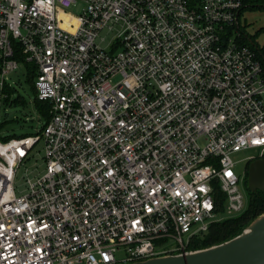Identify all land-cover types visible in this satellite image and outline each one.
<instances>
[{"label": "built area", "instance_id": "1", "mask_svg": "<svg viewBox=\"0 0 264 264\" xmlns=\"http://www.w3.org/2000/svg\"><path fill=\"white\" fill-rule=\"evenodd\" d=\"M245 2L0 0V124L21 65L49 113L0 133V264L187 253L246 208L232 155L264 153V44L239 24ZM40 141L44 171L25 167L16 194Z\"/></svg>", "mask_w": 264, "mask_h": 264}, {"label": "rangeland", "instance_id": "2", "mask_svg": "<svg viewBox=\"0 0 264 264\" xmlns=\"http://www.w3.org/2000/svg\"><path fill=\"white\" fill-rule=\"evenodd\" d=\"M70 10L74 11V8H70ZM239 24L242 29L253 37L257 44L260 46L264 44V7H244L239 15ZM103 34L104 32L101 33V35ZM109 36L110 35H107V38ZM8 81L15 88L12 99L17 96H19V99L14 103H3L1 119L4 120V123L0 127V133L2 135L12 136L33 135L44 123V117L37 110L35 96L29 82L26 80L24 67L22 65L19 66L16 71L9 75ZM252 152L254 151L246 149L232 155V158L237 161L235 169L238 174H243L245 172V162L241 161V159L250 155ZM42 155V142L40 141L32 151L31 159L26 162L25 166L22 167L21 171L18 172L16 176L14 182L16 194L26 191L24 178L21 177L25 167L30 170L35 166V162H37L39 165V173L44 171L45 166ZM242 190L245 198H247V189L244 187ZM245 228L246 227H244L243 230Z\"/></svg>", "mask_w": 264, "mask_h": 264}, {"label": "water", "instance_id": "3", "mask_svg": "<svg viewBox=\"0 0 264 264\" xmlns=\"http://www.w3.org/2000/svg\"><path fill=\"white\" fill-rule=\"evenodd\" d=\"M249 43L256 47L248 39ZM258 159L250 162L254 172ZM127 264H264V213L253 219L238 235L209 247L181 254L166 255Z\"/></svg>", "mask_w": 264, "mask_h": 264}, {"label": "trees", "instance_id": "4", "mask_svg": "<svg viewBox=\"0 0 264 264\" xmlns=\"http://www.w3.org/2000/svg\"><path fill=\"white\" fill-rule=\"evenodd\" d=\"M245 6L247 8H260L264 7V0H245ZM250 47L248 42L246 43ZM28 72L26 74V80L29 82L34 96H35V90H34V84H33V78H34V71L32 70V67L27 65ZM13 93L12 89L8 90V94ZM19 96L15 98H7L6 102H16L18 101ZM35 103L38 112L44 117V123L49 118L48 113V103L47 102H40L35 98ZM3 123L0 124V127ZM10 137H13L12 135H5L3 139H8ZM264 157V153L262 155ZM224 197L220 191L216 192V203H215V210L220 212L223 207V201ZM264 213V192H259L258 194H251L247 203L246 208L240 212L239 214H236L235 216L225 218L220 221L213 222L209 225L207 232L200 236L193 237L189 243V248L191 249H201L205 247H209L214 244H218L221 242H224L239 233L242 232L243 228L246 227L253 219L258 217L260 214Z\"/></svg>", "mask_w": 264, "mask_h": 264}, {"label": "flooded vegetation", "instance_id": "5", "mask_svg": "<svg viewBox=\"0 0 264 264\" xmlns=\"http://www.w3.org/2000/svg\"><path fill=\"white\" fill-rule=\"evenodd\" d=\"M264 159V157H259L248 161L245 164V177L243 179L242 185L248 191V198L251 194H258L259 192H264V162L256 163L257 169L254 172H249L250 162Z\"/></svg>", "mask_w": 264, "mask_h": 264}]
</instances>
